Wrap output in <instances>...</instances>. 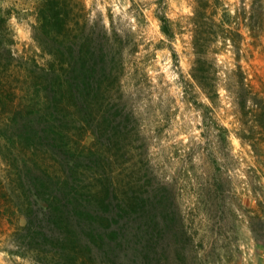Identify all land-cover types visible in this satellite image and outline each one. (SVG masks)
<instances>
[{"label":"rangeland","instance_id":"1","mask_svg":"<svg viewBox=\"0 0 264 264\" xmlns=\"http://www.w3.org/2000/svg\"><path fill=\"white\" fill-rule=\"evenodd\" d=\"M209 2L215 6L212 17L240 35L232 33L228 40L219 26L209 23L216 85L210 98L191 77L196 59L192 17L198 0H82L89 21L109 31L116 57V75L103 86L94 107L99 120L90 122L95 131L100 126L105 130L99 121L108 111L124 126L114 131L113 124L97 139L86 122L70 124V141L85 153L78 175L84 186L110 181L122 198L151 191L159 182L172 189L194 253L175 264H264V230L256 240L249 222L258 202L264 203V0ZM42 3L0 2V9L10 14L7 26L16 58L2 60L8 67L0 72L10 84L8 99L22 101L26 95L19 76L26 60L40 65L49 61L34 40ZM71 4L80 8L79 0ZM162 17L169 19L171 37L162 32ZM8 111L0 107L2 119ZM62 114L56 110L57 121ZM6 139L11 140L7 147L0 137V264H67L33 251L24 240L26 200L17 193L16 171L9 164L15 157L28 158L20 153L17 137L9 133ZM48 149L46 142L42 146L37 141L29 157H37L57 177L60 156ZM36 173L47 176L43 169ZM98 173L105 177L96 178Z\"/></svg>","mask_w":264,"mask_h":264},{"label":"trees","instance_id":"2","mask_svg":"<svg viewBox=\"0 0 264 264\" xmlns=\"http://www.w3.org/2000/svg\"><path fill=\"white\" fill-rule=\"evenodd\" d=\"M209 1L198 0L192 17L196 59L191 77L210 98L212 92L216 93V85L212 82L213 63L209 57L212 38L209 23L219 26L228 40L232 33L240 35L212 17L215 6ZM72 2L43 0L38 8L34 40L49 61L40 65L34 59L26 60L28 66L19 75L27 86L22 101L8 99L10 84L0 78V107L9 109L5 113L8 117L2 119L0 115V137L7 143L5 147L11 142L6 135L17 137L22 147L20 153L30 160L15 157L9 164L16 171L17 193L26 200L24 240L29 241L33 251L49 253L67 264L186 262L194 254L192 240L176 195L167 184L159 182L158 186L150 187V182H145L151 191L131 192L130 197L122 198L110 181L101 187H90L78 179L80 159L85 153H78L71 143L74 133L69 125L86 122L98 139L113 124L116 131L124 123H118L107 111L99 121L107 126L105 130L100 126L95 131L91 125L90 120H99L98 115L94 116L96 100L103 86L109 85L116 75V57L112 55L111 36L106 27L89 21L82 0L80 8H73ZM9 15L0 9V72L8 71L3 66V57L16 59L11 48L14 38L7 26ZM160 22L162 32L171 37L169 19L162 17ZM27 108L31 110L26 112ZM56 110L63 113L59 121ZM260 111L264 116L263 107ZM222 130L227 142L228 130ZM37 141L42 146L46 142L51 154L60 156L61 173L57 177L45 170L37 157H29ZM56 150L61 154L55 153ZM38 168L47 176L36 173ZM97 176L102 178L105 174ZM250 214V229L258 240L264 230V203L258 202Z\"/></svg>","mask_w":264,"mask_h":264}]
</instances>
